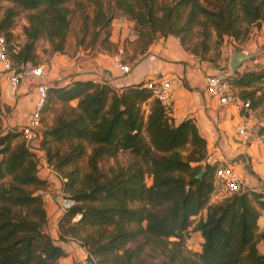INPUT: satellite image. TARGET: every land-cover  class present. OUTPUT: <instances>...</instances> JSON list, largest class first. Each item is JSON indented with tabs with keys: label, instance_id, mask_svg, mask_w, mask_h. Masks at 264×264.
I'll return each instance as SVG.
<instances>
[{
	"label": "trees",
	"instance_id": "1",
	"mask_svg": "<svg viewBox=\"0 0 264 264\" xmlns=\"http://www.w3.org/2000/svg\"><path fill=\"white\" fill-rule=\"evenodd\" d=\"M0 1L10 4L2 12L0 34L13 64H36L35 41L40 38L53 46L52 53L62 51L68 24L65 4L77 0ZM114 3L135 22L137 32L145 29L149 39L171 35L194 55L195 48L186 46L194 34L205 50L211 38L217 44L224 38L241 41L251 34V27L264 25V0H173L162 6H155V0ZM17 9L31 11L22 28L25 42L19 47L12 42L10 28ZM110 20L98 9L91 25L105 28ZM195 26L199 31L192 30ZM229 79L234 86L255 87L247 93L250 108L264 100V65L235 69ZM47 97L63 103L76 100L74 107L63 106L41 131L37 146L60 178L61 191L75 202L57 217L62 231L58 236H75L77 228L90 227L91 232L79 237L90 264L107 260L108 264H264V252L255 246L258 239L264 240V233L255 232L256 205L264 209L260 198L264 192L240 188L209 204L214 167L205 162V140L191 119L175 123L170 108L152 99L142 82L114 90L106 82L73 80L48 86L46 102ZM259 132L264 134V125ZM186 145L182 157L179 150ZM86 146L88 171L81 174L74 163ZM119 153L129 156L125 164L105 173L99 170V159ZM38 166L18 129H0V264H55L64 255L46 230L44 203L36 191L45 183L36 176ZM200 170L201 177L195 178ZM28 186L34 187L28 190ZM202 210L204 216L193 226L201 237L200 249L190 257L182 253L184 236ZM75 214L80 217L72 222ZM146 247L158 251L161 259L147 263Z\"/></svg>",
	"mask_w": 264,
	"mask_h": 264
},
{
	"label": "crops",
	"instance_id": "2",
	"mask_svg": "<svg viewBox=\"0 0 264 264\" xmlns=\"http://www.w3.org/2000/svg\"><path fill=\"white\" fill-rule=\"evenodd\" d=\"M124 21L129 26L132 25L130 20H125L123 17L112 19L108 36V40L112 43L120 44L125 37L127 31L121 29L125 25ZM23 25H26L25 22ZM114 25H116V28ZM14 31L15 28H12V42L19 47L25 42V37L22 32L15 33ZM131 36L133 37V35ZM43 42L46 43L43 38L35 41L34 60L36 64H42V79L48 86H63L73 80H91L95 76H100L103 77L104 82L109 87L120 90L153 76L162 75L170 78L169 115L175 123L184 118L192 120L198 133L205 140V162L210 165L215 162V166L222 164L224 161L229 162L241 181L240 186H261L264 188V142L257 140L262 137L263 133L258 136L252 129L255 124L251 108L237 110L229 106H220L211 100L204 90V75L216 72L218 65L217 67L211 65L206 59H200L189 53L181 46L178 39L171 35L156 36L140 46L135 38L132 51L128 50V59L122 54L119 45H117L116 51L108 52L98 47V45L87 46V43L73 45V51H66L68 47L66 44L61 52L50 54L46 52V55H43L41 53V43ZM115 55L119 56L123 63L129 65L130 69L127 73H121L112 65V58ZM1 71L2 66L0 63V111L9 110L8 127L19 128L26 122L32 109L36 80L22 79L12 89ZM231 88L234 91L233 85H231ZM143 108L147 111L146 105H143ZM240 117H244L245 124L250 131L247 138L240 137L234 131ZM255 128L260 129L258 124ZM39 139L40 137L34 140L32 146L36 147ZM35 150H38L34 154L39 161L36 176L40 180H44V184H46L42 200L48 220V223H46L47 232L55 240V243L62 248L64 254L57 259L56 263L68 264L77 260V253L80 248L76 246V242L65 243L58 241L56 237L54 228L60 212L57 211L54 201L56 198L55 193L60 187V181L53 169L46 165L42 151ZM247 159L250 164V170L248 171L244 164L247 163ZM256 209L258 210L256 225L259 228V219L263 218L264 220V209L257 206ZM201 216L203 217L204 213ZM195 232L199 234L198 231ZM256 234L258 233L256 232ZM255 246L259 252H264V249L258 248V246H264V240L258 239ZM67 258H69V262L64 261Z\"/></svg>",
	"mask_w": 264,
	"mask_h": 264
},
{
	"label": "rangeland",
	"instance_id": "3",
	"mask_svg": "<svg viewBox=\"0 0 264 264\" xmlns=\"http://www.w3.org/2000/svg\"><path fill=\"white\" fill-rule=\"evenodd\" d=\"M172 1L173 0H155V6L156 5L162 6L165 4H169V3H172ZM6 6H10V4L5 1H0V18ZM65 8L67 10L66 18H67L68 24H67V29L65 32L62 51L64 50L66 44L68 45L66 51H73L74 50L73 45L75 46L76 44L82 45V44L87 43V46L93 47L94 45H98V47H100L103 50H107L108 52L116 51V47L117 45H119L122 51V54L126 57V59H128V55H127L128 50L132 51L133 42L135 38L136 40H138V44L140 46L143 43H146L147 40H151L157 36L156 34L153 38L149 39V36L151 34L146 33L144 31L145 29H141L142 30L141 32H137L138 26L135 25V22L132 19H130L126 14L121 13L120 10L115 7L114 0H77V1L68 2L67 4H65ZM98 9L101 10V12L105 13L106 16H110L111 18L108 26L105 28L95 29L96 26L93 27L91 25L92 17L94 16V13H96ZM30 12L31 11L17 9L16 14L13 16L12 26L10 27L11 29L15 28V31H14L15 33L22 32V28L23 26H25L23 25V23L25 22V24H27L26 15L29 14ZM121 17L125 18V20H130L132 22V25L129 26L127 22L124 21V24L126 25V27L124 25V27L123 28L121 27V29L127 31L125 37L122 39L120 44L112 43L111 41L108 40V36L110 34V23L112 22V19H115V18L119 19ZM114 26L116 28V25ZM192 30L194 32L199 31V27L195 26L193 27ZM131 35H133L134 39ZM194 35H196V37L193 36L188 41L187 43L188 45L186 46L189 49L195 48V53H197L195 55L199 57L200 59H206L207 61L210 62L211 65H214L216 67L217 65L218 67L220 65L225 66L227 64V60L233 48L249 50V51H253V50L256 51V54L254 56L242 62L241 65L238 66L236 69L242 71L244 69H251V68H256L258 66L264 65V25H261L259 29L258 27H255V26L251 27L250 37H247L246 39L241 40V41H238V40L233 41L231 39L224 38L219 44H217L214 38H211L207 42L208 47H206L205 50L200 48L198 45V43L201 40L200 37L197 36V34H194ZM44 40L46 41V43L44 42L41 43V46H42L41 53L43 55H46L45 54L46 52H48L49 54L52 53L53 46L46 39ZM233 87H234L233 92L235 94L247 100H250L247 93H249L252 89L255 88L253 86H248V87L241 86L240 87V86H234V85ZM259 92L260 90H256L255 94L257 95ZM34 99H33V103H34ZM45 102H46V98H45ZM33 103H32L31 108L33 107ZM75 103H76L75 100L74 101L70 100V102L68 101V102L63 103L56 99L47 97L46 105L45 107L43 105L42 110H41V125L43 129L47 128L48 126L52 124L54 116L62 109L63 106L74 107ZM251 112H252V116L254 115L253 122L255 124L252 126V129L254 130L255 134L257 133V135L259 136L260 129H256L255 126L258 124L259 128H261V126L264 125V100L260 102L257 106L251 107ZM8 114H9V110H4L2 112L0 111V129L4 130V129L10 128V129L17 130L18 129L17 127H8L7 125L8 124L7 122L9 119ZM263 137H264V134H262V137L258 138L257 140L263 141ZM188 148L189 146L186 145L185 148L179 150V153L181 154L182 157L186 156ZM89 150H90L89 146H86L84 155L81 156L74 163L76 167L78 168L79 173L81 174L88 171L86 160H87V155L89 153ZM128 159H129V156L126 153H119L115 157H104V158L99 159L97 161V167L99 168L100 171L105 173L108 171L110 167L115 166L116 164H125ZM205 159H206V147H205ZM200 164L202 165L203 162L201 161ZM214 164L215 162H212L211 166L214 167L215 166ZM244 164H245V167H247L246 170L247 171L250 170L249 169L250 164H249L248 159H247V163H244ZM191 165H194V163H191ZM69 168H70V165L65 166L63 170L66 171ZM145 180L147 183H149L150 179L147 177ZM212 182H213V191L210 194L209 199H208L209 204L220 202L231 194V193H228L222 187L216 186L213 181V176H212ZM45 186L46 184H41L38 187V190H36L38 193L41 194V196H43V190L45 189L44 188ZM33 187L34 186H28L26 188L28 190H32ZM241 188L246 189L247 192L251 191L249 189H252L254 191L264 192V188L261 186H257V187L247 186L246 187V185L245 186L243 185L241 186ZM58 190H61L60 187ZM65 194H69V193L65 192ZM55 195H57V193H55ZM260 198L264 200V196ZM54 204H55V201H54ZM55 207H56V204H55ZM204 212L205 210H202L199 214L194 216L192 219V224L187 229V232L184 236V242H183L182 253L184 255L194 257L193 254L198 252L200 249L201 237H200V234L195 232V230L193 229V226L195 222L198 220V218ZM259 220H260L259 221L260 227L258 228L256 225V230H255V232H257L258 234L264 233V220L263 218H260ZM47 223H48V220H47ZM66 226L67 225H63L64 228ZM54 229L56 231L55 234H56L58 241H62L65 243L76 242V246L80 248L79 252L77 253L76 261L69 262L70 261L69 258H67L64 261L69 262L68 264H90L88 260L87 250L84 247H82L81 241L79 239V237L81 238L85 236L86 234H88L89 232H91L90 227L77 228L75 236H71L68 233H62V239H60L58 236L60 229L58 228L57 222H55ZM46 230L48 231L47 227H46ZM168 239L174 240L175 238L170 237ZM53 241L55 242V240ZM258 248L264 249V246H258ZM144 252L146 254L145 259L147 263L151 262L152 258L154 259V261L161 259V255L159 254V252L153 251L149 247H146ZM103 264H108V260L104 262Z\"/></svg>",
	"mask_w": 264,
	"mask_h": 264
},
{
	"label": "built area",
	"instance_id": "4",
	"mask_svg": "<svg viewBox=\"0 0 264 264\" xmlns=\"http://www.w3.org/2000/svg\"><path fill=\"white\" fill-rule=\"evenodd\" d=\"M0 63L2 66V73L5 75L6 80L10 88L14 89L22 79H35V99L33 107L29 112L26 122L18 128L20 137L26 142L33 153L39 149L32 146V142L38 137H41V110L46 98L47 85L43 81V66L42 64H33L30 61H25L19 65L13 64V62L7 56L6 42L2 34H0ZM112 65L118 69L121 73L125 74L129 71L128 64L123 63L121 58L115 55L112 58ZM231 71L225 66H220L216 72L207 73L203 77L204 90L209 98L215 101L220 106H229L237 110L249 109V101L243 99L232 91L231 83L229 79ZM94 83L103 84L104 79L100 76L91 78ZM171 79L162 75L146 78L142 81L143 86L149 90L150 96L153 99L159 101L163 106L170 108L171 98ZM234 131L242 138H247L250 134L248 127L245 124L244 117H240L239 122L234 127ZM39 141V140H38ZM37 141V142H38ZM40 150V149H39ZM44 160V159H43ZM56 177V172L53 170ZM214 184L225 189L228 193L238 191L241 188V181L237 174L234 172L231 163L223 162L213 169ZM74 200L64 195L61 190L57 191L55 198V204L59 212H63L72 205ZM79 214H75L71 221L75 222L79 219Z\"/></svg>",
	"mask_w": 264,
	"mask_h": 264
},
{
	"label": "water",
	"instance_id": "5",
	"mask_svg": "<svg viewBox=\"0 0 264 264\" xmlns=\"http://www.w3.org/2000/svg\"><path fill=\"white\" fill-rule=\"evenodd\" d=\"M256 51H249L243 49L233 48L230 56L227 60V65L230 71H234L238 66L241 65L242 62L246 61L250 57L254 56ZM202 174V170H200L196 175L195 178H200Z\"/></svg>",
	"mask_w": 264,
	"mask_h": 264
}]
</instances>
